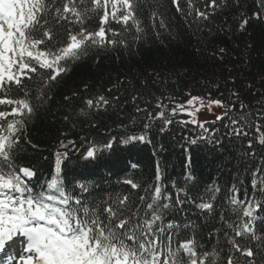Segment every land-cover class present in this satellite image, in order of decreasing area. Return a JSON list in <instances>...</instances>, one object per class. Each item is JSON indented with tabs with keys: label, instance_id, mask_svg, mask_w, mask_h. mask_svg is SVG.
Returning <instances> with one entry per match:
<instances>
[{
	"label": "trees",
	"instance_id": "trees-1",
	"mask_svg": "<svg viewBox=\"0 0 264 264\" xmlns=\"http://www.w3.org/2000/svg\"><path fill=\"white\" fill-rule=\"evenodd\" d=\"M178 3L182 11H177L171 0H145L137 11L143 29L139 39H133L135 29L124 33L121 25L112 23L110 27L121 34L109 33V37L125 39L128 46L93 47L69 61L68 71L43 89L48 99L36 105L25 120L15 163L32 168L36 172L33 181L43 182L57 174V152H67L68 157L61 158L59 175L69 190L86 184L88 192L83 197L96 203L117 196L139 203L148 185L155 182L159 164L160 183L172 199L181 189V199L187 197L182 206L165 213V224L180 225V240L194 236L205 250L223 249V264L229 245L222 217L235 219L228 202L230 189L233 185L239 188L241 199L245 191L251 196L253 173L258 178L264 176L260 134L254 127H245L246 136L231 134L233 127L244 123L234 126L231 120L239 121L244 114L251 124L259 122L264 129V8L260 0H217L215 8L208 6L211 0ZM196 8L207 12L208 19H196ZM244 19L248 23L241 28ZM85 26L95 30L98 18L86 20ZM63 35L62 29L54 30V43L59 44ZM37 84L40 76L34 74V81L29 82L32 93H37ZM191 95H211L231 111L221 120L206 123V133L190 123H180L184 118L177 115L162 132V121L152 125L146 134L150 143L120 142L124 134L144 131L146 112L137 113V107L155 114L158 100L171 109ZM14 96L22 98V94ZM100 96L109 103L88 109L86 101L95 102ZM241 104L245 105L242 110ZM82 109L89 115L80 116ZM0 110L7 108L0 106ZM201 135L207 139H199ZM113 136L117 139L112 148L100 152L95 161L80 158L91 142L102 147ZM190 139L197 142L190 144ZM61 142L67 148L61 147ZM127 179L140 187L132 189L123 182ZM213 187L220 190L209 191ZM255 197L264 203V193L256 192ZM202 200L214 208L200 209L197 205ZM254 216L257 235H264V208ZM248 246L257 252L254 264H264V245L250 241ZM238 264H247V259L239 257Z\"/></svg>",
	"mask_w": 264,
	"mask_h": 264
},
{
	"label": "snow or ice",
	"instance_id": "snow-or-ice-1",
	"mask_svg": "<svg viewBox=\"0 0 264 264\" xmlns=\"http://www.w3.org/2000/svg\"><path fill=\"white\" fill-rule=\"evenodd\" d=\"M171 2L177 11H182L178 0ZM144 3L145 0H0V106L7 108L0 110V264H4L3 258L7 259V264H220L223 249L205 250L194 236L180 240V225L171 221L165 224V213L172 207L182 206L187 197L181 199V189L175 200L172 199V194L160 183L159 164L155 182L148 185L139 203L130 202L128 196L109 197L96 203L83 197V193L88 192L86 184L79 183L69 190L59 175L61 158L66 159L67 152H57V174L43 182L33 181L36 172L32 168L15 163L25 120L36 105L48 99L43 89L68 71L69 61L86 55L91 48L128 46L125 39L109 37V33L121 34L110 27L112 23L121 25L124 33L135 29L133 39H139L143 29L137 11ZM260 4L264 8V0H260ZM208 6L215 8L217 0H211ZM254 15L259 17V14ZM93 16L98 18V27L89 30L85 21ZM208 16L207 12L195 9L196 19L207 20ZM247 23L244 19L241 28ZM60 29L64 35L57 44L54 30ZM34 74L40 76L37 93H32L29 86ZM14 94H22V98H15ZM108 103L103 96L95 102L86 101L88 109H99ZM155 106L159 109L155 114L137 107V113L146 112L144 131L122 135L121 143H150L146 134L152 125L162 121V132L177 115L191 117L180 123L197 125L206 133L207 121L196 118L202 108L224 109L223 113L215 115V120L223 119L231 111L222 100L203 97H191L185 104H176L171 109L159 100ZM244 107L240 105L241 110ZM79 115L86 117L89 113L82 109ZM136 119L132 118L133 123ZM240 121L243 125L233 127L232 135L246 136L245 127H254L260 134L258 142L264 144V129L259 122L251 124L244 114L239 121L232 119L231 123L235 126ZM116 139L113 136L102 147L91 142L80 158L89 163L95 161L100 152L112 148ZM199 139L207 137L201 135ZM196 142V139L189 140L190 144ZM67 146L61 142V147ZM248 146L252 147L251 141ZM190 164L189 158L187 166ZM123 182L132 189L140 187L131 179ZM252 189L253 195L245 191L243 199L239 188L233 185L230 189L228 202L235 219L222 217L226 228L223 235L229 245L223 264H238L241 256L247 259V264H254L257 252L248 246L249 242L264 245V235L256 233L254 216V212L264 208V203L255 197L256 192L264 193V176L258 178L253 173ZM219 190L209 189L211 192ZM197 206L202 210L214 208L212 203L203 200Z\"/></svg>",
	"mask_w": 264,
	"mask_h": 264
},
{
	"label": "rangeland",
	"instance_id": "rangeland-1",
	"mask_svg": "<svg viewBox=\"0 0 264 264\" xmlns=\"http://www.w3.org/2000/svg\"><path fill=\"white\" fill-rule=\"evenodd\" d=\"M191 97L192 96L188 97L187 100L190 99ZM201 97L206 98V99L215 100V98L212 97L211 95H205V96H201ZM186 101L182 102L181 104H185ZM224 111H225L224 109L216 108L215 106H213L212 111H208L207 108H202L201 111L197 114L196 118H197L198 121H201V122H203V121H207V122L217 121V120H215V115L216 114H221ZM190 119H191V117H188L187 115H185V120H190Z\"/></svg>",
	"mask_w": 264,
	"mask_h": 264
}]
</instances>
